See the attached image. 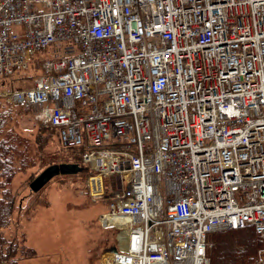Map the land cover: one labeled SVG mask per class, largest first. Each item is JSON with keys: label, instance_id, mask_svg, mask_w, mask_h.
Segmentation results:
<instances>
[{"label": "built area", "instance_id": "1", "mask_svg": "<svg viewBox=\"0 0 264 264\" xmlns=\"http://www.w3.org/2000/svg\"><path fill=\"white\" fill-rule=\"evenodd\" d=\"M47 49L9 101L51 107L90 198L112 190L102 225L126 243L101 264H211L209 237L248 226L264 241V0H0V76Z\"/></svg>", "mask_w": 264, "mask_h": 264}, {"label": "rangeland", "instance_id": "2", "mask_svg": "<svg viewBox=\"0 0 264 264\" xmlns=\"http://www.w3.org/2000/svg\"><path fill=\"white\" fill-rule=\"evenodd\" d=\"M31 69L0 77V147L8 141L5 151L16 168L10 187H5L17 202L9 222L5 220L8 225L0 230L4 238L0 241V264H99L120 242L117 227L102 225L101 216L109 212V202L93 204L81 182L70 177L76 175L72 173H59L39 194L31 193L32 181L49 167L66 165L65 158L71 157L61 150L56 134L48 127V110L9 103L2 96L32 87L39 71ZM83 172L86 170L78 174ZM18 244L24 246L19 250L25 256L35 253V258L25 260L28 258L18 253L5 261L3 255L10 245L17 248Z\"/></svg>", "mask_w": 264, "mask_h": 264}, {"label": "trees", "instance_id": "3", "mask_svg": "<svg viewBox=\"0 0 264 264\" xmlns=\"http://www.w3.org/2000/svg\"><path fill=\"white\" fill-rule=\"evenodd\" d=\"M48 127L57 137V130L52 127L49 119H48ZM58 140V137H57ZM58 143L60 145L61 150L66 152L69 156V159L65 158V164L69 167L78 164L83 167L81 161V155L83 149H66L61 146L59 140ZM8 145V141L2 142V146L0 147L2 150L0 151V230L8 225L5 223V220L9 222L12 214L16 211L17 202L14 198V195L9 192V189L5 186H9L11 184V180H13L14 175L16 173V168L10 164L12 157L9 158L8 152L5 151V147ZM83 170H86L83 167ZM86 172L81 174L72 175L75 179H78L81 182V185H84ZM1 178L5 179L4 183L1 181ZM33 193V192H31ZM39 194V193H33ZM2 237V235H1ZM0 237V238H1ZM4 238L2 237L0 241L2 242ZM209 241L212 244V247L208 249V255L211 259V264H260V261L264 257V241L262 238L256 234L254 229L250 226L239 229V230H229L222 231L212 234L209 237ZM24 248L21 244L14 245V248L10 245L7 253L3 255L4 260L7 261L10 258H15V254L20 253L22 257L28 258L25 260H30L35 258L33 254L30 253L25 256V253H22L21 250ZM114 248V247H113ZM26 250V249H25ZM25 252V251H24Z\"/></svg>", "mask_w": 264, "mask_h": 264}, {"label": "water", "instance_id": "4", "mask_svg": "<svg viewBox=\"0 0 264 264\" xmlns=\"http://www.w3.org/2000/svg\"><path fill=\"white\" fill-rule=\"evenodd\" d=\"M80 171L78 165H73L69 167L68 165L61 166H52L46 169L43 173H41L34 181L30 184V189L32 192H39L54 176L59 173L62 174H76ZM115 251V249H113Z\"/></svg>", "mask_w": 264, "mask_h": 264}, {"label": "bare ground", "instance_id": "5", "mask_svg": "<svg viewBox=\"0 0 264 264\" xmlns=\"http://www.w3.org/2000/svg\"><path fill=\"white\" fill-rule=\"evenodd\" d=\"M42 53L47 54V55H49V56H51V57H52V55H53V52H52L51 49H47V50L43 51ZM81 161H82V159H81ZM82 164H83V161H82ZM83 167H84V165H83ZM83 167H80V166H79V168H80V171H79V172H81V171L83 170ZM79 172H77L76 174H78ZM257 235H258V234H257ZM120 241H121V242H119V245H118L117 247L113 248V249H115V251H113V249H112V250L109 251V254H110V253H116L117 251H119V249H120L121 246L125 245L126 241H123V240H120ZM210 247H211V245L208 247V249H209ZM207 254H208V251H207ZM208 256H209V255H208ZM209 257H210V256H209Z\"/></svg>", "mask_w": 264, "mask_h": 264}, {"label": "crops", "instance_id": "6", "mask_svg": "<svg viewBox=\"0 0 264 264\" xmlns=\"http://www.w3.org/2000/svg\"><path fill=\"white\" fill-rule=\"evenodd\" d=\"M211 247H212V244H211ZM211 247H210V248H211Z\"/></svg>", "mask_w": 264, "mask_h": 264}]
</instances>
